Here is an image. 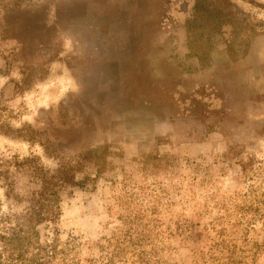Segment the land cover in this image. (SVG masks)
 I'll list each match as a JSON object with an SVG mask.
<instances>
[{
    "label": "rangeland",
    "instance_id": "rangeland-1",
    "mask_svg": "<svg viewBox=\"0 0 264 264\" xmlns=\"http://www.w3.org/2000/svg\"><path fill=\"white\" fill-rule=\"evenodd\" d=\"M201 1L0 0V216L101 156L39 227L50 264H264V29L231 56Z\"/></svg>",
    "mask_w": 264,
    "mask_h": 264
},
{
    "label": "trees",
    "instance_id": "trees-1",
    "mask_svg": "<svg viewBox=\"0 0 264 264\" xmlns=\"http://www.w3.org/2000/svg\"><path fill=\"white\" fill-rule=\"evenodd\" d=\"M192 10L195 17L200 16L210 21L206 24V28L211 33L218 32L221 25L229 27L226 47L231 56L244 54L243 37L257 33V25L264 29V20L254 21L248 13L230 0H203L197 3ZM193 27L194 24H189V26L187 24L186 29L190 32ZM195 55L200 59V54L195 52ZM100 157V155L78 157L76 166H62L48 174L46 172L37 173L40 175V188L29 199V205L24 212L14 217L7 214L0 216V222L7 224L0 231V264H50L57 254H64L67 248L59 247L57 238L45 244L40 242L39 227L57 221L60 214L59 204L62 191L67 187L85 188L95 180V177L90 176L77 179L76 172L84 162L97 161ZM10 191L12 188H9ZM126 228L123 239L133 244L131 232H129L131 228ZM109 244H111L110 241ZM125 248L120 247V241H116L114 249L107 257V262L114 264L116 259L123 258L126 253ZM139 259L145 261L146 257L141 256Z\"/></svg>",
    "mask_w": 264,
    "mask_h": 264
}]
</instances>
